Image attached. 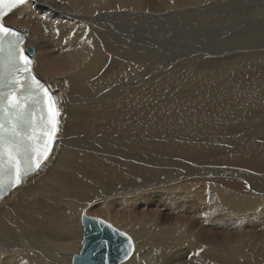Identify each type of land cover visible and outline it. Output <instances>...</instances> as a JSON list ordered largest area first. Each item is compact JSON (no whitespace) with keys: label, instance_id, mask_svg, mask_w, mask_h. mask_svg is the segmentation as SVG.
I'll use <instances>...</instances> for the list:
<instances>
[{"label":"bare ground","instance_id":"1","mask_svg":"<svg viewBox=\"0 0 264 264\" xmlns=\"http://www.w3.org/2000/svg\"><path fill=\"white\" fill-rule=\"evenodd\" d=\"M205 1L24 0L4 18L61 115L50 159L0 199V264H71L82 214L130 235L121 264H264L260 63L155 64L147 43Z\"/></svg>","mask_w":264,"mask_h":264},{"label":"snow or ice","instance_id":"2","mask_svg":"<svg viewBox=\"0 0 264 264\" xmlns=\"http://www.w3.org/2000/svg\"><path fill=\"white\" fill-rule=\"evenodd\" d=\"M23 2L0 0V199L39 173L50 159L59 133L57 102L34 75L24 41L3 23L4 17ZM107 243L101 241L100 246ZM128 243L133 242L129 239Z\"/></svg>","mask_w":264,"mask_h":264},{"label":"rangeland","instance_id":"3","mask_svg":"<svg viewBox=\"0 0 264 264\" xmlns=\"http://www.w3.org/2000/svg\"><path fill=\"white\" fill-rule=\"evenodd\" d=\"M169 1L170 0H168V3L170 5H171V2H172V5H173L174 1L177 2V0H171V2H169ZM219 1L220 0H213V2H212L211 0L210 1L208 0V1L203 2L204 4L206 3L205 5H203V3H202V5L201 4L191 5V7H192L191 9L188 8L189 5L188 6L187 5H180L177 8V10L175 8H174V10H171L172 13L170 15H168L167 18H164L162 20L163 27H161V29L157 32L158 37L161 41L156 42V41L151 40V38H149L148 42H147L148 45L151 46L153 49L162 48L159 50V52L162 51L161 52L162 56L158 55V57L156 58L155 64L161 63L160 61L164 60V58L169 59V58H173V57L174 58L178 57L180 62L185 61L186 63H190V64H197L196 62H198L199 64H208V65H211L214 67H216V65H217V67H218V64H223L224 62L226 63L229 59L236 58L237 55H239L240 57H242V56L246 57V53H249L251 55L252 65L260 63V66H262V69L259 66L258 70H259V73H261L260 75L262 76V80H263L264 79L263 78L264 73H262V72H264V26H263L264 25V23H263L264 22V15H263L264 14V6H263L264 0H258V1L257 0H243V1L242 0H222L224 2H222V1L219 2ZM209 4H210V6H209ZM215 4H216V6H215ZM195 5H197L198 7ZM253 5H254V7H253ZM260 5L262 6V8ZM185 6H187V7H185ZM202 6L205 8H203ZM207 6L209 7L208 8L209 10L207 9ZM193 7H195V8H193ZM219 7H221V8H219ZM201 9H204V10H201ZM218 9H220V11ZM230 10H231V12H230ZM197 11H198V13H197ZM207 11H209V12H207ZM176 12L177 13L179 12L178 15L176 14ZM235 13L237 16L235 15ZM161 14L162 13H160V15ZM163 14H164V12H163ZM199 14H201V15H199ZM256 14H258V15H256ZM194 15H196V17ZM214 15H216V16L218 15V16L215 17ZM230 15H231V17H230ZM257 16L259 19L257 18ZM259 16L261 17V19ZM182 17L184 19H186L187 21L184 20ZM181 18L183 19V21ZM217 18H219V19L222 18V19L221 20L218 19V22H217ZM188 20L191 23H188ZM222 20L223 21L226 20V21L222 22ZM166 21H167V23H166ZM184 21H185V23H183ZM213 21H214V23H211ZM219 21H220V23H219ZM168 23H170V25ZM207 23L209 25L206 27ZM216 23H219V24H216ZM196 24H198V25H196ZM186 28H187V31L189 33L186 31ZM217 29H218V31H217ZM193 30H195V31H193ZM212 32H214V33H212ZM230 34H231V36H230ZM255 34L257 36H255ZM218 35H220L221 37L223 35L224 36H223V38H221ZM171 36L173 38H170ZM210 41H211V43H210ZM222 42H224V43H222ZM221 44H223V45H221ZM220 45H221V47H220ZM253 49H254V51H253ZM250 50H252V52H254V53H252ZM188 53H190V54L188 55ZM228 53H230L231 55H229ZM243 53H245V54L243 55ZM235 54H237V55H235ZM254 54H255V56H254ZM189 56H190L192 61L190 60V58H188ZM191 56L192 57L194 56V57L192 58ZM212 56H214L213 57L214 59L212 58ZM227 56L229 58H226ZM245 57H242V58L245 59ZM224 59H226L227 61H225ZM253 59H256V60L253 61ZM207 60H208V62H207ZM213 60H214V62H213ZM215 60H217L218 62L217 61L215 62ZM245 61L248 62L247 59H245ZM210 62H211V64H210ZM257 66L258 65H256V66L254 65L253 67H257ZM261 76L258 77L259 80H261L260 79ZM263 82H264V80H263ZM261 86H262V89H264L262 84H261ZM174 89H176V88H172V90H174ZM263 93H264V90L261 93L262 96H264ZM253 121L254 120H251V123ZM255 124H256V122H253L251 124V127H253ZM245 133L248 135H246ZM249 133L251 135L250 129H248L246 127H244L243 129H241L240 132H238L239 136H241V137L250 136ZM235 134L237 135L236 132H235ZM254 135L257 136L256 133ZM165 210L163 212H167V211L170 212L171 211L168 209H165ZM96 217H99V216H96ZM230 227H228L227 229L230 231L233 230V227H231V228ZM221 230L224 231L223 228Z\"/></svg>","mask_w":264,"mask_h":264},{"label":"water","instance_id":"4","mask_svg":"<svg viewBox=\"0 0 264 264\" xmlns=\"http://www.w3.org/2000/svg\"><path fill=\"white\" fill-rule=\"evenodd\" d=\"M80 220L83 229L81 249L73 255L71 264H105V257L107 264H121L128 260L131 255L126 256V253L132 254L134 251V243L131 245L128 243L129 239L133 242L128 233L100 217L82 214ZM100 220L104 221V224L97 222ZM107 225H112V228H108ZM120 233L125 235L122 236ZM101 241L108 243L101 247Z\"/></svg>","mask_w":264,"mask_h":264}]
</instances>
